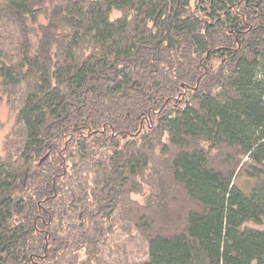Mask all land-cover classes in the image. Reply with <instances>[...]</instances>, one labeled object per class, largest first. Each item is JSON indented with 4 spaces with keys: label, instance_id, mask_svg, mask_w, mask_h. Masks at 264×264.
I'll use <instances>...</instances> for the list:
<instances>
[{
    "label": "trees",
    "instance_id": "16d2710c",
    "mask_svg": "<svg viewBox=\"0 0 264 264\" xmlns=\"http://www.w3.org/2000/svg\"><path fill=\"white\" fill-rule=\"evenodd\" d=\"M4 100L0 264H264V0H0Z\"/></svg>",
    "mask_w": 264,
    "mask_h": 264
},
{
    "label": "rangeland",
    "instance_id": "374dc122",
    "mask_svg": "<svg viewBox=\"0 0 264 264\" xmlns=\"http://www.w3.org/2000/svg\"><path fill=\"white\" fill-rule=\"evenodd\" d=\"M117 17V15H115ZM114 16V17H115ZM219 64V62H217ZM186 96V93L184 94ZM15 124V115L6 105L5 100L0 104V155L3 154L4 143L7 135ZM149 124V123H148ZM144 201L147 195L136 197ZM123 220L115 214L107 225V231L102 233L97 246L80 247L71 253H66L65 258L73 264H132L147 260V246L142 237L135 231L125 232L119 228ZM264 229L263 227H260ZM101 234V233H99ZM62 251V245H56ZM90 252V255L87 254Z\"/></svg>",
    "mask_w": 264,
    "mask_h": 264
}]
</instances>
